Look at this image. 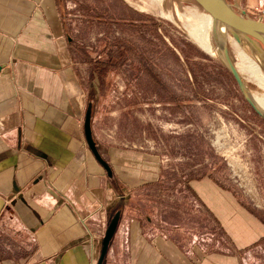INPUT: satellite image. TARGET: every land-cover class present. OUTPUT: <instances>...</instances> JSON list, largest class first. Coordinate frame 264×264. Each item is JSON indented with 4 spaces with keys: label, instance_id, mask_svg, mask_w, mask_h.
<instances>
[{
    "label": "crops",
    "instance_id": "obj_1",
    "mask_svg": "<svg viewBox=\"0 0 264 264\" xmlns=\"http://www.w3.org/2000/svg\"><path fill=\"white\" fill-rule=\"evenodd\" d=\"M71 41L59 0H0V264H97L120 197L88 149V91ZM111 162L128 189L126 179L146 177L140 158ZM191 184L209 241L126 214L127 190L103 264H264V219L208 177Z\"/></svg>",
    "mask_w": 264,
    "mask_h": 264
},
{
    "label": "rangeland",
    "instance_id": "obj_2",
    "mask_svg": "<svg viewBox=\"0 0 264 264\" xmlns=\"http://www.w3.org/2000/svg\"><path fill=\"white\" fill-rule=\"evenodd\" d=\"M157 1L59 0L74 63L87 86V108L92 103L100 153L110 162L127 153L148 169L146 177L126 179L129 189L116 175L109 179L118 194L132 192L127 206L120 197L117 205L126 206L128 215L150 218L157 233L159 224L172 233L181 225L177 231L190 242L209 241V223L196 213L191 193L181 184L211 174L264 219V120L246 102L219 55L205 51L191 35L190 25L203 9L191 0ZM227 1L240 14L264 21V0ZM244 47L257 60L246 40ZM229 50L239 65L240 54ZM110 59L109 66L101 62ZM242 77L254 95L264 97V86L249 73Z\"/></svg>",
    "mask_w": 264,
    "mask_h": 264
},
{
    "label": "water",
    "instance_id": "obj_3",
    "mask_svg": "<svg viewBox=\"0 0 264 264\" xmlns=\"http://www.w3.org/2000/svg\"><path fill=\"white\" fill-rule=\"evenodd\" d=\"M203 9L205 13L210 15L212 19V34L215 45L218 47L219 58L233 76L241 94L246 102L251 106L257 115L264 120V108L253 97L248 85L244 81L242 75L237 70L232 57L226 36H231L244 45L246 40L257 51L264 54V21L246 15L240 14L235 8L228 3L227 0H191ZM264 67V63H262ZM85 137L89 148L94 153L97 160L105 167L109 176L113 175V169L110 163L104 159L98 149V145L93 136L92 130V103H89L85 121H84ZM121 211H117L111 218L105 236L102 241V248L97 264H103L109 250V245L116 234Z\"/></svg>",
    "mask_w": 264,
    "mask_h": 264
},
{
    "label": "bare ground",
    "instance_id": "obj_4",
    "mask_svg": "<svg viewBox=\"0 0 264 264\" xmlns=\"http://www.w3.org/2000/svg\"><path fill=\"white\" fill-rule=\"evenodd\" d=\"M157 2L162 5L163 0H158ZM197 7L199 9V6ZM196 14L199 15L200 18L195 24L193 23L190 25V27H192L191 35L199 43V46H201L205 51L211 54L216 53L217 55H219L218 47L214 43L212 34V19L210 15H208L204 11L202 14H200V12H197ZM227 34L228 35L226 36V41L228 45L236 49L242 58V62L239 65L235 64L237 70L241 75L242 73H249L251 80L257 81L260 85L264 86V68L262 66V63L264 62V54H256L258 61L253 59L247 53L242 43H239L238 41L236 42L231 34H229V32H227ZM252 95L256 99V101H258V103L264 108V97H257V95H254V93H252Z\"/></svg>",
    "mask_w": 264,
    "mask_h": 264
},
{
    "label": "flooded vegetation",
    "instance_id": "obj_5",
    "mask_svg": "<svg viewBox=\"0 0 264 264\" xmlns=\"http://www.w3.org/2000/svg\"><path fill=\"white\" fill-rule=\"evenodd\" d=\"M114 153L115 154H118L117 152H115L114 151ZM102 155V154H101ZM102 157H103V155H102ZM104 158V157H103ZM105 159V158H104ZM108 161V160H107ZM109 163H110V161H108ZM103 166V165H102ZM112 166V165H111ZM104 167V166H103ZM104 169H105V167H104ZM112 169H113V175L112 176H110V178H113L114 177V174H115V172H114V168H113V166H112ZM106 170V169H105ZM204 177H208V178H210L211 180H213L215 183H216V185H218L221 189H223V190H227V191H231L232 193H233V195L235 196V197H237V194L234 192V191H232L229 187H227L222 181H220L218 178H216V177H214L213 175H211V174H202V175H199V176H197V177H193V178H191V179H187L186 180V182H184V185L182 186V184H181V187L182 188H185V189H187V190H189V192L195 197V199H197V200H199L200 202H202V200H201V196H200V194H199V192H198V190L191 184V182H193V181H198V180H202ZM180 183H183V181L182 182H180ZM116 187V186H115ZM116 190L118 191V188L116 187ZM120 198H124V195H120ZM120 201L119 200H117V201H115L114 202V205H117L118 203H119ZM117 207V209L115 210V212H114V214L117 212V211H121L122 210V208L120 207V206H116ZM206 208V207H205ZM208 210V209H207ZM211 214V216L214 218V215H213V211H209ZM113 214V215H114Z\"/></svg>",
    "mask_w": 264,
    "mask_h": 264
},
{
    "label": "trees",
    "instance_id": "obj_6",
    "mask_svg": "<svg viewBox=\"0 0 264 264\" xmlns=\"http://www.w3.org/2000/svg\"><path fill=\"white\" fill-rule=\"evenodd\" d=\"M102 62V64H104V65H106V66H109V65H111V63H112V60L110 59V60H108V61H101ZM106 66H105V68H106ZM97 68V72H98V74L100 75V76H103V68L102 67H100V66H98V67H96ZM95 70V69H94ZM106 70V69H105ZM96 72V71H95ZM102 80H103V77H102Z\"/></svg>",
    "mask_w": 264,
    "mask_h": 264
}]
</instances>
